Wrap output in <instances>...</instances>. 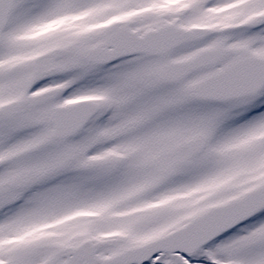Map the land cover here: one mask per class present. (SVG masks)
I'll return each mask as SVG.
<instances>
[{
	"label": "snow or ice",
	"instance_id": "obj_1",
	"mask_svg": "<svg viewBox=\"0 0 264 264\" xmlns=\"http://www.w3.org/2000/svg\"><path fill=\"white\" fill-rule=\"evenodd\" d=\"M0 264H264V0H0Z\"/></svg>",
	"mask_w": 264,
	"mask_h": 264
}]
</instances>
